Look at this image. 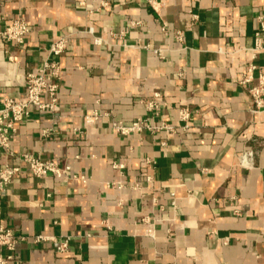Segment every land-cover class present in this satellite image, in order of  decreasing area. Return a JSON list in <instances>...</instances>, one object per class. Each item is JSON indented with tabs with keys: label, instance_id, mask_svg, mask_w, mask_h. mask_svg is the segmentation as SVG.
<instances>
[{
	"label": "crops",
	"instance_id": "1",
	"mask_svg": "<svg viewBox=\"0 0 264 264\" xmlns=\"http://www.w3.org/2000/svg\"><path fill=\"white\" fill-rule=\"evenodd\" d=\"M158 1L160 14L147 0H0V33L31 30L24 45L0 38V108L25 101L69 38L55 109L31 108L11 151L85 179L1 160L21 166L2 194L0 223L25 238L10 264H264V109L243 84L250 64L264 70V0ZM136 120L173 130L113 127Z\"/></svg>",
	"mask_w": 264,
	"mask_h": 264
},
{
	"label": "built area",
	"instance_id": "2",
	"mask_svg": "<svg viewBox=\"0 0 264 264\" xmlns=\"http://www.w3.org/2000/svg\"><path fill=\"white\" fill-rule=\"evenodd\" d=\"M150 8L156 13H159V8L162 4L158 0H147ZM194 20L198 16H193ZM261 20L263 18H260ZM264 29V26H263ZM163 31L166 32V24L163 25ZM31 30L28 24L23 20H16L10 26L6 27L0 33V38L6 42L17 45H24ZM181 41V35L178 36ZM69 46V38L63 37L51 44L49 50V59L44 62L43 67L36 74H29L26 82V99L25 101H16L14 99H7L2 108H0V217L2 207V194L14 178L21 172L20 165H1V160L4 157L14 158L21 165L28 168L31 174L37 178L55 177L63 181L77 180V177L70 175L69 167H61L54 161H43L30 154L14 155L11 151V137L16 132L17 126L24 119H26L31 108H36L41 112L53 111L58 103L59 85L57 79L60 76V65L58 58L62 56ZM255 54L264 53V41L259 36L256 37L255 46L252 50ZM243 84H251L249 90L254 107L256 110L264 109V70L261 66L250 64L247 74L243 80ZM47 96L48 102H43L42 98ZM162 100L161 94L155 93L151 100L146 102L147 108L150 111L156 112L160 109V102ZM100 115L95 113L93 116L87 118L89 122L96 121ZM191 113L187 109L180 112L181 123H188ZM114 129L122 135H129L131 133L142 131L144 128L150 131L161 129L172 131L173 127L162 124L159 128H154L144 124L141 120L134 121L131 125L126 126L121 123H115ZM121 167V166H116ZM78 180L85 181L84 178ZM25 238L17 236L13 230L6 228L0 223V264H10L19 242L24 241ZM45 238L39 236L36 242L44 241ZM68 247V241L62 243L59 247L60 251H65Z\"/></svg>",
	"mask_w": 264,
	"mask_h": 264
}]
</instances>
